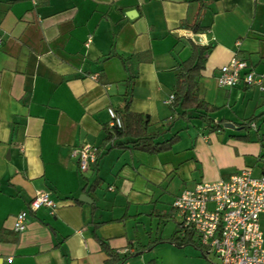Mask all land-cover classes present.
<instances>
[{"label":"crops","instance_id":"0c3cea01","mask_svg":"<svg viewBox=\"0 0 264 264\" xmlns=\"http://www.w3.org/2000/svg\"><path fill=\"white\" fill-rule=\"evenodd\" d=\"M198 20L202 33L191 29ZM0 41V264H105L98 239L128 249L123 264H164L161 247L182 248L166 241L179 230L177 196L243 169L264 175V0H0ZM194 45L211 48L199 88L221 122L214 132L175 120L167 104ZM234 56L260 87H218ZM129 72V111L148 116L160 140L179 141L159 154L113 149L80 173L72 151L101 145L108 110L124 108ZM37 192L57 208L31 212ZM23 211L26 229L14 232Z\"/></svg>","mask_w":264,"mask_h":264},{"label":"built area","instance_id":"2783aa9c","mask_svg":"<svg viewBox=\"0 0 264 264\" xmlns=\"http://www.w3.org/2000/svg\"><path fill=\"white\" fill-rule=\"evenodd\" d=\"M216 82L226 89L241 84L261 86L248 64L235 56L219 69ZM172 100L170 95L167 104ZM108 114L110 126L120 128L116 113L109 109ZM95 151L91 147L73 149L71 157L80 173L94 163ZM42 207L57 208L48 192H37L29 203L31 212ZM172 207L180 218V232L193 234L204 254L214 257L208 264H264V175L252 177L249 169H243L226 181L198 183L177 196ZM26 217L25 211L14 216V232L26 229ZM128 253L127 249L119 254Z\"/></svg>","mask_w":264,"mask_h":264},{"label":"trees","instance_id":"16d2710c","mask_svg":"<svg viewBox=\"0 0 264 264\" xmlns=\"http://www.w3.org/2000/svg\"><path fill=\"white\" fill-rule=\"evenodd\" d=\"M194 33H202L204 29L200 26L199 20L191 27ZM209 46H192L190 56L182 62H179L175 69V84L173 88V100L169 104L172 111V117L175 120L195 119L204 125V131L214 132L221 129L220 123L215 122L212 114L215 108L206 103L200 94L199 78L201 72L205 68L206 54L210 51ZM126 59H122L124 66H127ZM136 75L131 72L128 73L126 82L127 91L125 96V105L122 111L115 112L120 119L121 127L108 126L104 129L105 138L101 145L96 148L95 161L91 168H96L98 162L113 149H133L148 154H159L171 150V148L179 141V135L173 134L167 140H160L159 138L165 132L150 131V121L148 116L142 114H135L129 111L133 83ZM256 118H250L238 126L240 129L248 130L251 123ZM98 178L94 182H97ZM94 189L92 185L90 190ZM77 203L81 204L77 201ZM180 230L175 232L172 237L166 240L173 243L176 247H184L192 245L201 249L200 245L195 242L196 238L193 234L185 233L184 238L181 239V244L177 241L180 238ZM99 246L102 252L107 256L105 264H123L128 258L129 254H119L108 247L106 241L98 239ZM202 250V249H201Z\"/></svg>","mask_w":264,"mask_h":264},{"label":"rangeland","instance_id":"374dc122","mask_svg":"<svg viewBox=\"0 0 264 264\" xmlns=\"http://www.w3.org/2000/svg\"><path fill=\"white\" fill-rule=\"evenodd\" d=\"M165 233H171L173 230V223L167 222L165 227ZM158 251V257L163 260L164 264H205V260L202 259L200 253L194 250L192 246H184L181 249H173L170 247H161ZM209 261H214L212 255L208 256Z\"/></svg>","mask_w":264,"mask_h":264},{"label":"water","instance_id":"95a60500","mask_svg":"<svg viewBox=\"0 0 264 264\" xmlns=\"http://www.w3.org/2000/svg\"><path fill=\"white\" fill-rule=\"evenodd\" d=\"M224 128L227 129H234V126L232 124H224ZM80 201H87L88 203H91L85 196H82L81 198H79Z\"/></svg>","mask_w":264,"mask_h":264}]
</instances>
